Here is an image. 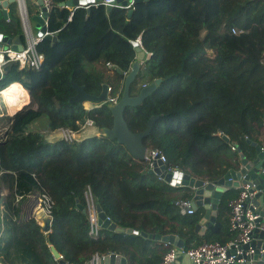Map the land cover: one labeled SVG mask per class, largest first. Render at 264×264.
Masks as SVG:
<instances>
[{"label": "trees", "instance_id": "16d2710c", "mask_svg": "<svg viewBox=\"0 0 264 264\" xmlns=\"http://www.w3.org/2000/svg\"><path fill=\"white\" fill-rule=\"evenodd\" d=\"M52 1L46 29L56 41L38 43L42 67L9 63L0 76V91L16 83L36 106L10 117L0 141V184L6 189L0 201V264H59L50 246L66 264L112 253L129 264L139 257L141 264H159L166 249L139 235L104 229L100 240L87 235V213L77 205L85 208L88 192L119 227L175 235L184 246L226 243L233 236L229 202L238 190L222 195L215 223L199 237L194 227L203 210L181 216L175 206L191 194L169 187L148 173V162L133 159L123 145L104 137L101 129L113 122L109 103L90 110L69 103L75 94L71 84L98 95L107 83L109 96L118 101L122 77L114 68L128 71L135 59L132 42L139 39L145 59L130 90L160 82L140 105L125 108L129 130L144 131L149 118L158 116L145 147L161 153L169 167L216 181L238 168L239 153L253 157L251 144L260 142L264 127V0H137L130 15L121 8L69 9L60 6L68 0ZM9 18L0 10V33L22 41L18 16L12 12ZM42 118L48 132L78 133L90 123L100 137L49 143L47 133L26 132ZM36 193L52 202L49 216L39 220ZM42 226H48L45 234Z\"/></svg>", "mask_w": 264, "mask_h": 264}, {"label": "water", "instance_id": "95a60500", "mask_svg": "<svg viewBox=\"0 0 264 264\" xmlns=\"http://www.w3.org/2000/svg\"><path fill=\"white\" fill-rule=\"evenodd\" d=\"M16 0H5L0 2V8L5 9L8 3L15 2ZM94 0H68L62 3L61 7H77L84 6L85 3L93 2ZM99 2L101 0H95ZM131 0H114L115 4L120 6H126ZM133 4L137 0H132ZM38 5L41 2L38 1ZM113 9L112 6H107L106 11L109 12ZM4 17H6L5 10L2 11ZM133 9L128 10V15L132 14ZM47 14L44 9H42V16H35L32 20L38 23V28L40 29L39 36L43 37V40L49 42H55L56 38L47 32L46 27L43 25V17L45 18ZM42 25V27H40ZM0 46L2 44L11 45L12 50L20 51L22 50V45L17 39L11 41L6 36L0 35ZM135 51V59L129 66L126 73L124 71L114 68L115 72L122 77V92L118 101L112 104H108L107 108L110 111L113 122L111 128L101 129V134L110 139L116 140L120 145H123L126 151L131 155V157L138 161H144L147 148L145 147L143 140L149 135L152 126L158 120V116H152L146 123V128L144 131L132 132L129 130L124 118L123 112L126 107H135L140 105L143 100L148 97L152 92H154L159 84V80H156L150 84L141 87L136 96H130V88L132 83L137 79L140 72L141 63L145 59V53L142 48L134 41L132 42ZM75 91L73 97L69 99V103H74L78 105H83L85 103L91 105L101 106L108 101V95L110 91V86L107 83L101 85V90L98 95H92L85 91L84 87L78 86L74 83L71 84ZM29 94V93H28ZM30 96V95H29ZM31 103V102H30ZM16 110L14 114L20 112ZM254 147V154L251 159L246 158L243 154L239 153L238 156V168L235 170L228 171L220 179L207 182L203 179L192 177L189 174H181L174 176L166 171V165L155 156L152 160V164L148 173L154 174L165 184L175 185V187L186 188L191 192L190 206L195 212L199 209L204 211L200 220L196 223L194 227V233L199 236H204V232L207 228L211 227L217 217V207L221 201L222 195L231 190H239L242 185H249V193H252V197L248 198L245 202L246 206H251L255 209L254 213L258 216L255 220V229L252 233V242L247 246H244V251L248 248L253 250L251 255H243L242 258L245 262L241 264H264V149L261 145L252 143ZM83 212L85 208L81 205H77ZM96 211L98 213V223L101 228L114 233L122 234H133L139 235L143 239L150 240L156 243H169L176 248H182L184 246V241L175 235H164L159 234H148L143 231H137L131 228H122L117 226L115 223L107 219L105 214L102 212L101 208L96 205ZM43 216L41 215L40 218ZM48 226H42V231H47ZM260 251H263L261 254ZM50 252L54 259L59 261V264H66L61 260L58 252L50 246ZM183 258L186 256H179L172 264H181ZM189 260V259H188ZM89 264V263H86ZM98 264H129L127 259L119 254H109L104 255L99 258ZM189 264H192L189 260Z\"/></svg>", "mask_w": 264, "mask_h": 264}, {"label": "built area", "instance_id": "2783aa9c", "mask_svg": "<svg viewBox=\"0 0 264 264\" xmlns=\"http://www.w3.org/2000/svg\"><path fill=\"white\" fill-rule=\"evenodd\" d=\"M5 0H0V2ZM40 1L41 8L44 9L45 13L48 15L49 11L53 6L52 0H33ZM17 8L20 15L21 23L23 24V35L25 38V44L22 46V50L16 51L12 50L10 45L3 44L0 46V76L3 73V67L9 63H16L20 69H31L38 70L42 67L43 64V55L38 51V43L43 40L42 36H33L27 26V12L25 7V0H16ZM103 5L104 7L112 6L113 8H121L130 10L133 9V1L131 0L126 6H120L115 4L114 0H101L99 2H92L89 5L84 6L88 8L90 6ZM75 7L74 9H76ZM71 19V15L68 17V20ZM45 27L47 26V16L44 21ZM47 28V27H46ZM233 34L240 33L233 29L231 31ZM135 42L140 46L141 42L139 39H136ZM126 73V72H125ZM118 96L111 98L108 95V103L112 104L116 102ZM90 126V123H88ZM58 131H63V129H58ZM71 132V131H69ZM66 133V137L71 138V133ZM66 139V138H65ZM67 140V139H66ZM264 149V148H263ZM231 150H235L234 147H231ZM155 156H158L159 159L166 165L164 156L153 150H147L145 155L146 162L151 166L152 160ZM166 171L178 176L181 174H188L184 169H179L175 167H169L166 165ZM249 185L244 184L238 190V195L236 198L229 202L230 208V217H229V231L232 233V238L224 244L218 242H203L198 246L188 245L183 246L182 248H176L172 244L163 243L161 244L166 252L163 254L159 264H172L179 256H186L192 264H241L245 262L242 258L243 255H251L253 250L248 248L247 251H244L243 247L247 246L252 242V233L255 229V220L258 216L254 213L255 209L250 205L246 206L245 202L248 198L252 197V193H249ZM37 206L34 208V215L40 218L41 215L49 216L50 208L52 202L44 194H37ZM85 211L87 213L88 219V232L87 235L94 241L100 240L102 237L101 226L98 223V213L96 211V204L88 192L85 194ZM175 206L178 209V212L181 216H189L194 213L190 206V200L179 199L176 201ZM108 219V218H107ZM262 254L263 251H260ZM109 255V254H108ZM103 257L100 255H94L92 259L88 262L89 264H98L99 258Z\"/></svg>", "mask_w": 264, "mask_h": 264}, {"label": "rangeland", "instance_id": "374dc122", "mask_svg": "<svg viewBox=\"0 0 264 264\" xmlns=\"http://www.w3.org/2000/svg\"><path fill=\"white\" fill-rule=\"evenodd\" d=\"M105 69H107L106 70L107 76H109L110 78L113 77V70H112L113 66L108 64V65L105 66ZM15 85H17V84L16 83H12L11 84V86H15ZM23 90L26 92L25 101L23 102V104L20 107H16L17 109H15V110L22 109L21 111H23V110L28 109V108L35 109L36 106L32 103L28 92L25 89H23ZM28 97H29V99H28ZM82 107L85 110H90V109H93V108H96V107H99V106L85 103V104L82 105ZM15 110L13 112H8L7 111L3 116L0 117V123H1L0 124V141L5 140L6 133L8 131V127H9L8 120H9L10 117L15 115L14 114V112H16ZM47 125H48L47 118H42V119L38 120L37 122H35V123L31 124L30 126H28L27 129H26V132L27 133L28 132H40V133H44V134L47 133V136H45V140L47 142H49V143H54V142L59 141L61 139H64V140L67 139V141H72L73 140V141L80 142L82 140L89 139V138H92V137H100V133H98L95 128L89 127L88 123H86L85 125L81 126V131L78 132V133L77 132H75V133L74 132H69V130H63V131L56 130V131H53V132H48L47 131ZM68 132L71 133V136H70L71 138L70 139H69V137H66V133H68ZM5 194H6V189H4L3 184H0V201H1L2 197L5 196ZM34 195H36V194H33L32 197L34 199H37V196H34ZM0 210H1V208H0ZM36 211H38V210H36ZM39 219L37 217V220H39ZM41 233L45 234L46 232L41 230Z\"/></svg>", "mask_w": 264, "mask_h": 264}, {"label": "crops", "instance_id": "0c3cea01", "mask_svg": "<svg viewBox=\"0 0 264 264\" xmlns=\"http://www.w3.org/2000/svg\"><path fill=\"white\" fill-rule=\"evenodd\" d=\"M81 1V0H80ZM94 2H96L95 0H94ZM90 3H92V2H87V3H85V5L84 6H86V5H89ZM11 4H13V10H11L10 11V5ZM83 6V5H82ZM25 7H26V12H27V18H28V21H27V26H28V28H29V30H30V32L32 33V35L33 36H39V33H40V29L38 28V23L36 22V21H34V20H32V18L33 17H35V16H42V8H41V5H38V2L37 1H33V0H25ZM76 7V6H75ZM75 7H72V8H75ZM78 7H80V6H77V8ZM68 8V7H67ZM69 9H71V8H69ZM0 10L1 11H3V10H5V12H6V17H4L5 19H6V21L7 22H9V16H10V14L13 12L14 13V15H16V16H18V18H19V20H20V15H19V11H18V8H17V2L15 1V2H11V3H8L7 4V6H6V8L5 9H1L0 8ZM2 14H3V12H2ZM4 16V15H3ZM43 21H45V18L43 17ZM44 26H45V24H43ZM40 27H42V25H40ZM47 27V26H46ZM19 28H20V32H21V34L23 35V24L21 23V20H20V26H19ZM0 35H3V36H6V35H4V34H2V33H0ZM53 36V35H52ZM6 37H8L9 39H11V41H13V40H15V39H17L18 41H19V43L22 45V46H24V44H25V38H24V35H23V40L21 41L19 38H18V36L17 35H15V36H6ZM1 44V43H0ZM3 45V44H2ZM11 45H14L13 43H11L10 44V46ZM26 90V89H25ZM27 91V90H26ZM28 92V91H27ZM29 93V92H28ZM259 143H258V145H261L262 146V148H264V127L261 129V137H260V139H259ZM169 187H175V185H170V184H167ZM175 188H181V187H175ZM181 194H185V193H189V194H191V192L188 190V189H186V188H182L181 189ZM192 195V194H191ZM34 196H36V195H34ZM191 199V198H190ZM203 213H204V211H203ZM37 217H39V216H37ZM36 217V218H37ZM39 219V218H38ZM208 229V228H207ZM207 229L205 230V232H204V235H205V233H206V231H207ZM199 237H202V236H199ZM155 245H161V243H156V242H154V246ZM122 256V255H121ZM124 257V256H123ZM126 258V257H125ZM143 257H139V262L137 263V262H135V264H141L140 263V261H141V259H142ZM129 263V262H128ZM181 264H189V260H188V258H183V260L181 261Z\"/></svg>", "mask_w": 264, "mask_h": 264}, {"label": "bare ground", "instance_id": "6f19581e", "mask_svg": "<svg viewBox=\"0 0 264 264\" xmlns=\"http://www.w3.org/2000/svg\"><path fill=\"white\" fill-rule=\"evenodd\" d=\"M23 89L24 88H21V86H11L10 84L8 87L0 91V117L7 111L13 112L17 109L16 107H20L23 104L26 98V92Z\"/></svg>", "mask_w": 264, "mask_h": 264}, {"label": "flooded vegetation", "instance_id": "af4514ba", "mask_svg": "<svg viewBox=\"0 0 264 264\" xmlns=\"http://www.w3.org/2000/svg\"><path fill=\"white\" fill-rule=\"evenodd\" d=\"M123 80V79H122ZM121 92H122V90H121ZM136 94L137 93H134V92H132L131 90H130V96H136Z\"/></svg>", "mask_w": 264, "mask_h": 264}, {"label": "clouds", "instance_id": "9594fccd", "mask_svg": "<svg viewBox=\"0 0 264 264\" xmlns=\"http://www.w3.org/2000/svg\"><path fill=\"white\" fill-rule=\"evenodd\" d=\"M125 72H127V71H124V73H125ZM109 93H110V91H109Z\"/></svg>", "mask_w": 264, "mask_h": 264}]
</instances>
